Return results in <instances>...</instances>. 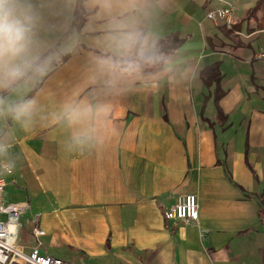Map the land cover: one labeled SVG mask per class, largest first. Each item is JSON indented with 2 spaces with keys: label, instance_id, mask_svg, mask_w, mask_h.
Here are the masks:
<instances>
[{
  "label": "crops",
  "instance_id": "crops-1",
  "mask_svg": "<svg viewBox=\"0 0 264 264\" xmlns=\"http://www.w3.org/2000/svg\"><path fill=\"white\" fill-rule=\"evenodd\" d=\"M255 2L83 0L77 29L76 0H31L26 59L52 66L0 83V142L15 162L2 175L4 192L14 182L25 195L7 203L29 208L50 245H69L81 264L92 261L95 242L100 264H264V177L251 172L264 163V59L254 57L264 29L244 20ZM228 5L237 14L232 31L207 17ZM129 32L147 43L127 48L112 39ZM173 35L183 42L169 53L117 62ZM217 62L219 86H206L200 73ZM29 100L26 123L6 111ZM68 105L93 112L70 123ZM189 193L198 220L165 219Z\"/></svg>",
  "mask_w": 264,
  "mask_h": 264
},
{
  "label": "clouds",
  "instance_id": "clouds-1",
  "mask_svg": "<svg viewBox=\"0 0 264 264\" xmlns=\"http://www.w3.org/2000/svg\"><path fill=\"white\" fill-rule=\"evenodd\" d=\"M33 36V6L31 0H0V70L3 79L0 83L6 86L25 75L28 68H33L34 72L43 73L47 63L36 64L26 59L29 46ZM118 45L130 48L137 43L143 46L147 43L138 32H129L112 38ZM23 63H17V60ZM4 104L0 100V106ZM34 101H25L21 104L9 105L6 111L13 114L17 120H23L30 116ZM103 109L99 110L102 112ZM93 109L88 106H66V115L70 123H76L81 118H86L92 114ZM99 112L97 114H99ZM4 114V109L0 108V115ZM76 143L83 145L85 141L79 136ZM8 145L0 142V175L11 174L15 167V162L7 158Z\"/></svg>",
  "mask_w": 264,
  "mask_h": 264
},
{
  "label": "built area",
  "instance_id": "built-area-1",
  "mask_svg": "<svg viewBox=\"0 0 264 264\" xmlns=\"http://www.w3.org/2000/svg\"><path fill=\"white\" fill-rule=\"evenodd\" d=\"M207 17L215 22H223L230 27L234 17V8L230 5L218 7L207 12ZM256 59H264V50L255 53ZM6 181L0 175V264H70L65 259L41 252L40 239L45 230L33 229L36 244L28 251L18 242L19 216L25 211L23 204L6 203L4 200ZM167 220H178L184 223L197 221L199 203L194 194L178 195L175 203L164 212Z\"/></svg>",
  "mask_w": 264,
  "mask_h": 264
},
{
  "label": "rangeland",
  "instance_id": "rangeland-1",
  "mask_svg": "<svg viewBox=\"0 0 264 264\" xmlns=\"http://www.w3.org/2000/svg\"><path fill=\"white\" fill-rule=\"evenodd\" d=\"M230 6H232V5H230ZM232 7L234 8V17H233V21H232V25H233L234 20L237 18L236 17L237 14H236V8L234 6H232ZM49 59H53V61H56V62H58V60H59L57 55H52ZM45 62L47 63V66H48L49 61H45ZM51 66L52 65L47 67L46 70L51 68ZM192 114H194L193 117L194 116L197 117L198 111H195ZM207 115L210 118L216 117V112L214 110L213 105L209 108ZM1 118H0V122H1ZM1 124L2 123H0V125ZM1 127L2 126H0V128ZM251 172L255 176L264 177V163L254 162L251 166ZM18 189L19 188L16 186V184L14 182L8 183L6 193L4 192L5 196H6L5 197L6 203L15 201L16 199H21V196H23L25 198L24 193L20 192ZM34 217H35L34 214L31 213L29 208L19 216L18 242L23 244V245H26V247H31L34 244H36V241L34 240V238L32 237V234H31L32 228L36 227V226H42L43 225V221L42 222H35L33 220V219H35ZM49 228L51 229V231L53 230V228L51 226H49ZM60 230L64 231V228L63 229L60 228ZM53 232H54V230H53ZM40 242L42 243V250L45 248L46 251L48 252V254L55 256V257L62 258V259H66V260L72 262L73 264H81V262H79L78 259L73 256L74 251L72 250V248L69 245H67V244H64L61 246L50 245V241L45 237H42L40 239ZM90 246L93 248L92 250H95V251H93L94 255L91 253L92 251L90 249H87L86 247H80V248L84 249L85 252L88 251L87 254H92L91 255L92 261H90V262L86 261V264H95V263L100 264L101 259H103V257L101 256V253H100V245L95 242V243H90Z\"/></svg>",
  "mask_w": 264,
  "mask_h": 264
},
{
  "label": "trees",
  "instance_id": "trees-1",
  "mask_svg": "<svg viewBox=\"0 0 264 264\" xmlns=\"http://www.w3.org/2000/svg\"><path fill=\"white\" fill-rule=\"evenodd\" d=\"M261 12V15L258 16V12ZM86 11L83 7V0H76V7H75V13H74V23L73 27L80 28V25L83 23L85 19ZM244 20L247 21V23L251 21L256 22L257 29H264V0H256L254 5L250 8L248 14L245 16ZM237 26L231 25L229 27V30H236ZM69 34V32L65 33L61 40H64V38ZM183 40L179 39L176 35L170 36L167 39L163 40L159 43V46L157 49H155L152 53L146 54L142 57L139 56H133L130 59H120L119 62L123 66H129L130 60H138L142 58L147 59H155V57L161 53H169L172 49H177L181 44ZM56 49V47H53L52 50ZM68 57L67 54L62 55L61 60H65ZM200 77L203 81V83L206 86H210L213 82H216V85L219 86V80H220V71H219V63H214L212 65H209L205 67L201 73ZM38 86V84H37ZM37 86L34 88L36 89ZM33 89V90H34ZM33 90L30 92L33 93Z\"/></svg>",
  "mask_w": 264,
  "mask_h": 264
}]
</instances>
